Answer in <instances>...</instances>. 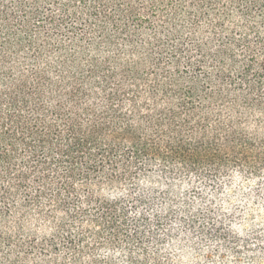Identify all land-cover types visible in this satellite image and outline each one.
Instances as JSON below:
<instances>
[{
    "label": "trees",
    "instance_id": "1",
    "mask_svg": "<svg viewBox=\"0 0 264 264\" xmlns=\"http://www.w3.org/2000/svg\"><path fill=\"white\" fill-rule=\"evenodd\" d=\"M0 264H264V0H0Z\"/></svg>",
    "mask_w": 264,
    "mask_h": 264
}]
</instances>
